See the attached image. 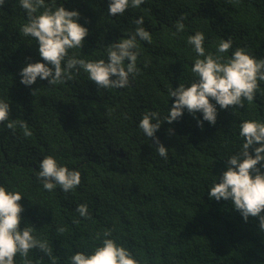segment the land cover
Segmentation results:
<instances>
[{
    "label": "trees",
    "instance_id": "16d2710c",
    "mask_svg": "<svg viewBox=\"0 0 264 264\" xmlns=\"http://www.w3.org/2000/svg\"><path fill=\"white\" fill-rule=\"evenodd\" d=\"M109 3L56 0L57 6L79 11L78 22L89 30L83 47L69 53L86 61L107 62L111 44L130 38L143 17L152 39L137 37L138 72L123 88H99L83 69L72 70L64 83L38 77L25 86L20 70L43 62L39 44L20 32L28 18L19 0H6L0 8V100L9 103L8 122L15 125L0 124V186L22 194L20 228H33L52 249L51 256L33 249L27 259L70 264L73 254H91L110 231L138 264H264L259 218L245 221L231 200L208 195L227 170V158L242 148L240 124L264 123V81L251 103L217 105L214 125L204 121L200 127L202 113L186 109L171 124L163 121L174 101L169 89L197 79L191 69L203 57L188 44L189 36L204 33L206 54L224 60L237 48L264 59V0H145L115 16ZM181 17L185 27L177 32ZM229 39V51L217 53L219 42ZM151 111L160 115L155 136L167 148V159L138 127ZM47 156L79 171L81 184L69 192L59 186L45 190L37 173ZM80 204L88 206L90 217L76 212ZM15 261L24 264L20 256Z\"/></svg>",
    "mask_w": 264,
    "mask_h": 264
},
{
    "label": "clouds",
    "instance_id": "9594fccd",
    "mask_svg": "<svg viewBox=\"0 0 264 264\" xmlns=\"http://www.w3.org/2000/svg\"><path fill=\"white\" fill-rule=\"evenodd\" d=\"M145 0H110L108 12L110 15H123L129 7L138 8ZM6 0H0V8ZM19 6L26 12L28 22L20 28L23 36L31 37L39 44V53L43 62L28 63L20 70L21 83L31 86L37 78L47 79L49 84L56 85L71 79V71L83 69L88 78L99 88H123L129 85L130 79L138 72L137 37L151 42V35L142 26L143 17L135 21L138 27L130 38L120 39L108 48L107 62L86 61L69 55L72 49H81L88 35V29L78 22L80 13L68 10L62 4L56 5V0H19ZM184 17L176 23L177 32L183 31ZM205 36L202 32L188 37L198 57L191 69L197 78L190 86L180 84L169 89V96L174 98L169 113L163 118L171 124L183 116L186 109L195 116L202 113V120L197 123L203 127V122L215 124L217 105L221 109L243 107L244 101L251 103L259 88V82L264 81V59L257 60L242 48H237L227 60L220 55L207 53L204 47ZM232 47V41L221 40L217 53H227ZM125 61H128L125 67ZM212 101H215L213 103ZM9 103L0 100V124L9 121ZM14 129L15 125H6ZM161 126L158 112H146L139 121L138 127L146 137L153 138L158 154L167 159V148L155 136ZM20 127L24 134L31 135L25 123ZM171 131V130H170ZM239 135L243 137L241 150L227 158V170L222 173L219 182L214 183L208 193L216 201L231 200L235 210L239 211L245 221L258 217L261 230H264V123L246 120L240 124ZM259 145V146H256ZM250 149L254 151L252 155ZM37 179L43 188L49 192L59 186L64 192L74 190L81 184L79 171L71 170L58 164L52 156L42 159L39 164ZM22 194L12 192L0 186V264H16L15 258L20 256L24 264L30 251L39 249L51 256L52 249L47 241L33 235V228H20L23 211L19 201ZM76 212L81 217H90L88 206L80 204ZM77 223L79 221H76ZM63 233L65 229H57ZM110 231L103 233L102 243L95 247L91 254L77 251L70 257V264H138L130 251L110 238ZM97 234L96 239H100Z\"/></svg>",
    "mask_w": 264,
    "mask_h": 264
}]
</instances>
